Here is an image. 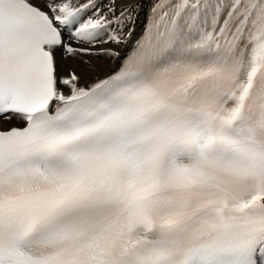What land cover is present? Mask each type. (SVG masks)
I'll return each instance as SVG.
<instances>
[{"label": "snow or ice", "instance_id": "6c2138e0", "mask_svg": "<svg viewBox=\"0 0 264 264\" xmlns=\"http://www.w3.org/2000/svg\"><path fill=\"white\" fill-rule=\"evenodd\" d=\"M0 118V264H264V0H0Z\"/></svg>", "mask_w": 264, "mask_h": 264}, {"label": "bare ground", "instance_id": "6f19581e", "mask_svg": "<svg viewBox=\"0 0 264 264\" xmlns=\"http://www.w3.org/2000/svg\"><path fill=\"white\" fill-rule=\"evenodd\" d=\"M126 2H134V0H126ZM59 59V54L57 56ZM68 63H72L71 61H68ZM13 126H20L17 121L12 120V121H4L2 118H0V129H7L9 127Z\"/></svg>", "mask_w": 264, "mask_h": 264}]
</instances>
